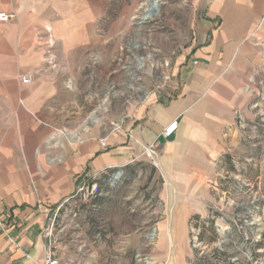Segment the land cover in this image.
Segmentation results:
<instances>
[{
  "label": "crops",
  "instance_id": "crops-1",
  "mask_svg": "<svg viewBox=\"0 0 264 264\" xmlns=\"http://www.w3.org/2000/svg\"><path fill=\"white\" fill-rule=\"evenodd\" d=\"M106 1L0 0V13L15 15L0 23V98L12 105L9 125L0 132V264L41 259L50 218L85 180L105 185V169L126 172L145 162L173 195L171 208L183 212L162 223L171 232L159 237L160 243L174 242L182 258L179 243L210 194L218 163L235 144L237 115L252 105L251 86L264 65V13L255 8L264 0H215L191 45L174 60L172 84L114 119L109 131H88V123L100 119L69 129L43 118L56 86L20 90L19 77L48 65L50 52L56 59L63 53L64 64H81L73 58L98 43ZM60 78L46 74L39 81ZM176 119L178 132L165 138L164 129Z\"/></svg>",
  "mask_w": 264,
  "mask_h": 264
},
{
  "label": "rangeland",
  "instance_id": "rangeland-1",
  "mask_svg": "<svg viewBox=\"0 0 264 264\" xmlns=\"http://www.w3.org/2000/svg\"><path fill=\"white\" fill-rule=\"evenodd\" d=\"M148 1L107 0L98 43L73 58L81 64H64L63 53L56 59L50 52L48 65L25 71L34 76L33 82L18 89L57 88L43 118L75 129L88 118L95 121L92 116L97 114L100 121L88 123V131H109L114 119L127 117L143 104L159 80L161 63L170 60L173 66L215 2L162 0L156 16L142 21ZM256 4L263 15L264 3ZM259 25L264 44V22ZM46 74L61 80L39 81ZM251 87L252 105L237 115L242 125H237L231 159L218 163L210 194L195 211L200 218L191 221L179 243L182 258L170 239L159 242L161 233L171 232L162 223L183 212L171 208L173 195L164 192V180L148 162L124 172L114 186L108 184L105 196L76 197L65 205L56 229L65 228L61 234L68 256L79 257L83 264H264V65ZM4 100L0 98V132L11 120L12 105ZM74 223L80 225L78 230ZM82 241L89 247L86 254L77 252Z\"/></svg>",
  "mask_w": 264,
  "mask_h": 264
},
{
  "label": "built area",
  "instance_id": "built-area-1",
  "mask_svg": "<svg viewBox=\"0 0 264 264\" xmlns=\"http://www.w3.org/2000/svg\"><path fill=\"white\" fill-rule=\"evenodd\" d=\"M15 19V15L0 13V23H7ZM34 76L32 74H25L19 77V80L22 84L28 85L33 82ZM173 82L172 76V62L170 60H165L161 63V72L159 80L157 81L154 89L147 95V97L143 100V104L148 102L153 94H159L164 91L167 87H169ZM238 118V124L242 125V121ZM180 127L179 120H173L163 131V136L165 138H171L174 136ZM115 130L122 129V125L116 124L114 125ZM106 138L102 139L101 142L103 145L106 144ZM148 156H152V147H147L145 149ZM111 169H105L104 174L109 175V178L105 180V185L100 180L96 179H87L82 185L77 189L75 194L65 199L59 207L54 211L53 216L50 218L48 225L43 231L44 237L47 242L44 248L43 257L41 259H32L33 264H83L82 259L77 256H68L67 246L68 244H64L62 242L63 236L62 232L65 228H62L57 231L56 223L59 218L61 210L65 207V205L72 199L79 197L85 200H95L100 197H103L107 194V186L111 184L114 186L118 181L122 179L124 176L123 170H117L114 173L109 174ZM76 216V215H75ZM75 224V230H78L79 224ZM74 238L78 239V235L74 232L72 235ZM64 244V245H63ZM77 246V245H75ZM89 251V247L83 241L77 247L78 253L86 254Z\"/></svg>",
  "mask_w": 264,
  "mask_h": 264
},
{
  "label": "bare ground",
  "instance_id": "bare-ground-1",
  "mask_svg": "<svg viewBox=\"0 0 264 264\" xmlns=\"http://www.w3.org/2000/svg\"><path fill=\"white\" fill-rule=\"evenodd\" d=\"M161 2L162 0H149L147 2V8L146 10L144 11L143 15H142V18L141 20L142 21H147V20H150L152 19L154 16H156L155 12L158 11L161 7ZM141 61V60H140ZM139 66H142V62L139 63ZM100 109H104L106 110L105 107H101ZM92 119L93 120H98V115L97 114H94L92 116Z\"/></svg>",
  "mask_w": 264,
  "mask_h": 264
},
{
  "label": "trees",
  "instance_id": "trees-1",
  "mask_svg": "<svg viewBox=\"0 0 264 264\" xmlns=\"http://www.w3.org/2000/svg\"><path fill=\"white\" fill-rule=\"evenodd\" d=\"M223 159H224L226 162H229L230 159H231L230 154H226V155H224ZM199 218H200V217H199L198 215H195V216L192 217L191 221L197 220V219H199ZM201 237H202V236L200 235V239H201Z\"/></svg>",
  "mask_w": 264,
  "mask_h": 264
}]
</instances>
